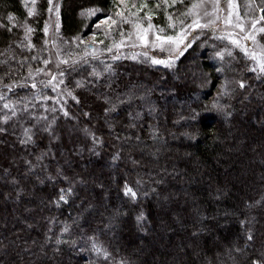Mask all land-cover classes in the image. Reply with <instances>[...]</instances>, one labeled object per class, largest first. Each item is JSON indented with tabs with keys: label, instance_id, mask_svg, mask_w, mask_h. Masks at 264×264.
Returning <instances> with one entry per match:
<instances>
[{
	"label": "trees",
	"instance_id": "obj_1",
	"mask_svg": "<svg viewBox=\"0 0 264 264\" xmlns=\"http://www.w3.org/2000/svg\"><path fill=\"white\" fill-rule=\"evenodd\" d=\"M199 1L60 0L57 97L49 79L26 82L50 59L48 0H0V264H251L264 254V71L204 30L173 67L122 45L149 24L177 35ZM239 4L264 43V0Z\"/></svg>",
	"mask_w": 264,
	"mask_h": 264
},
{
	"label": "rangeland",
	"instance_id": "obj_2",
	"mask_svg": "<svg viewBox=\"0 0 264 264\" xmlns=\"http://www.w3.org/2000/svg\"><path fill=\"white\" fill-rule=\"evenodd\" d=\"M239 1L240 0H201L190 9L191 21L177 35H161L156 29H154L153 25L149 24L144 27H137L135 29L136 32L132 33L128 38H124L122 45L134 56L146 53L147 55H153L154 57L152 58L168 62L167 64L162 65L169 64L173 67L174 61H176L179 53H181L190 43L192 33L196 30H207L212 34L227 40L229 45H233L235 48L241 50L247 58H249L252 70L262 72L261 66L264 65V43L262 42L263 37L258 36L260 33L259 29L261 28L259 26L260 22L246 12L239 4ZM135 2L136 0H120V3H122L124 7L127 5H133ZM56 6H58V11ZM59 6L60 0H52V11L50 12L48 8L46 18L48 28L47 32H45V37L50 50V59L42 69L30 71L26 77V82H30L28 80L34 78L39 79L38 77L46 78L47 80L49 79V81L52 82L51 87L57 94V97H59L58 92L61 88L60 84L57 83V79H59L57 74L61 63L64 62L63 57H60V49L56 44L55 38L57 32L56 24L59 22ZM259 18L262 20L261 16H259ZM193 24H198L199 27L194 28L192 27ZM92 39V36L86 37L84 42H93ZM181 39L182 42L177 43L178 41H181ZM188 64L194 66V68L197 67L193 63L188 62ZM191 70L192 68H190V71ZM254 95H260V92L255 91ZM62 100L63 99H61V101ZM247 105V109H250V103H247ZM253 123H255L256 126L258 125V122ZM262 124H264V120ZM126 188L135 192L131 186L127 185L125 186V189ZM3 198L2 204L9 205V197L4 196ZM63 201H66V199ZM257 204L258 203H255L254 205ZM10 211L11 215L4 214L7 215V222L2 226H13L12 219L15 218L17 209L14 208ZM8 216H13V218L10 219ZM9 220H12V223L9 222ZM24 227H29V225ZM25 230H28V228H25ZM138 246L141 247L140 251H142L141 242H139ZM217 264H223V262L218 260Z\"/></svg>",
	"mask_w": 264,
	"mask_h": 264
},
{
	"label": "snow or ice",
	"instance_id": "obj_3",
	"mask_svg": "<svg viewBox=\"0 0 264 264\" xmlns=\"http://www.w3.org/2000/svg\"><path fill=\"white\" fill-rule=\"evenodd\" d=\"M48 2H49V5H50V7H49V11L51 12V11H52V0H48ZM174 2H175V0H174ZM56 8H57V11H58V6H56ZM98 11H100V9H85V10H82V11H81V15L88 14L89 16H91V15L95 14V13L98 12ZM32 14H33L32 11L29 10V11H28V16H32ZM113 23H114V22H113ZM150 26H151V25H150ZM192 27H194V28H195V27H199V25H198V24H193ZM47 28H48V25H47V23H46V24H45V32H47ZM56 29H57V31L59 30V22H57V24H56ZM28 30L31 31L30 28H29ZM157 38L160 39L159 37H157ZM72 39H78V38H77V37H74V38H72ZM166 39H170V38H166ZM180 42H182V39H181V41H178L177 43H180ZM89 46H90V45H89ZM109 50H110V49H109ZM145 55H147V54L145 53ZM216 55H217V56H220L221 53L217 52ZM66 62H67V61H65V63H66ZM45 63H48V61H45ZM153 63H155V64H167L168 62H167V61H164V60H158V59L153 58ZM261 71H264V65L261 66ZM61 75H63V73H61ZM239 86H240L241 88H243V87L245 86V85H244V82H243V81H240V82H239ZM33 87H35V84H33ZM68 95L71 96L72 93L69 92ZM77 102H78V101H77ZM117 102L119 103V102H121V101L118 100ZM5 107H7V105H5ZM114 109H115V105H113V110H114ZM105 111L108 112L109 109H105ZM65 114L67 115V112H65ZM85 115H87V113H85ZM195 115H197V114L195 113V110H193V118L195 117ZM0 131H3V129H0ZM28 131H29L28 129H25V134H26V135H27ZM29 138H30V137H29ZM21 142L24 143L25 141H21ZM60 192H61V194H60V196H59V200H62V201H63V200L66 199L67 194H69V193L72 192V189H71V188H68L67 190L61 189ZM125 192H126V194L131 195V196H133V197L136 196V193L133 192L131 189L126 188V189H125ZM142 215H143V214H141V216H142ZM141 216H138V217H137V220H140V219H141ZM241 223H244V221H241ZM62 231H65V232L68 231L67 226H66L64 229H62ZM248 239H249V240L252 239L251 234H249ZM92 248H93L95 251H97V252H100V251H101V249L97 247V245L95 244V242H93V244H92ZM237 251H240V249H237ZM104 255L107 256L108 253L105 252ZM251 264H264V254H262L259 258H254V259H252V260H251Z\"/></svg>",
	"mask_w": 264,
	"mask_h": 264
},
{
	"label": "bare ground",
	"instance_id": "obj_4",
	"mask_svg": "<svg viewBox=\"0 0 264 264\" xmlns=\"http://www.w3.org/2000/svg\"><path fill=\"white\" fill-rule=\"evenodd\" d=\"M206 31H207V30H206ZM194 33H195V32H194ZM194 33H192L191 37H193ZM191 37H190V38H191Z\"/></svg>",
	"mask_w": 264,
	"mask_h": 264
}]
</instances>
